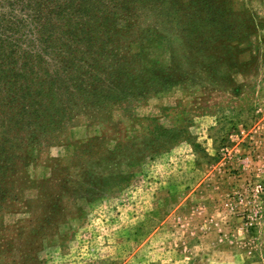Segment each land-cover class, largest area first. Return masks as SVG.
Instances as JSON below:
<instances>
[{
  "label": "rangeland",
  "instance_id": "rangeland-1",
  "mask_svg": "<svg viewBox=\"0 0 264 264\" xmlns=\"http://www.w3.org/2000/svg\"><path fill=\"white\" fill-rule=\"evenodd\" d=\"M97 1L0 0V264H264V0Z\"/></svg>",
  "mask_w": 264,
  "mask_h": 264
},
{
  "label": "trees",
  "instance_id": "trees-1",
  "mask_svg": "<svg viewBox=\"0 0 264 264\" xmlns=\"http://www.w3.org/2000/svg\"><path fill=\"white\" fill-rule=\"evenodd\" d=\"M101 1H103V0H101ZM147 1V0H146ZM162 1V0H161ZM168 2H167V4L170 2L169 0H167ZM173 1V0H172ZM209 0H199V2H202V3H204V7H205V12H206V16H207V22L208 23H211L212 22V19H214L212 16H213V14H216V15H219L218 14V12H216V11H214L213 10V8L209 5V2H208ZM86 2H88V6H86L87 7V9H91V10H93V9H98V10H101V7H99L98 6V1L96 0V1H93V2H91V1H89V0H86ZM195 3H197V2H195ZM174 6H175V4H170V7H171V9L173 10V8H174ZM186 11H188L189 10V7L187 6L186 8ZM102 11H104V9L102 10ZM226 13H220V14H223V15H231L232 13H231V11H228V10H226L225 11ZM183 13V12H182ZM185 14H187V15H189L190 13L189 12H187V13H185ZM178 14H177V11H176V13H175V15H174V17L176 16V18H174L173 20L171 19V18H173V16L171 17H169V15L168 14H166V20H164V22L161 24V26H162V28H163V32H167L170 28H173V27H176V28H179V30H178V32H181V33H183V32H193V31H197V30H199V28H200V26H198V19L196 18V20L192 17L191 19H189L188 18V20L187 19H184L183 20V18L182 17H180V16H182L181 14H179L178 16H177ZM165 16V15H164ZM209 17H212V18H209ZM209 18V19H208ZM170 26V27H169ZM173 26V27H172ZM6 29H7V26H5L3 23H2V21H0V31H6ZM223 29L224 28H222V33H220V35H218V36H213V37H215V40H217V39H222V40H224L225 39V41H227V42H230V41H232L233 40V38H232V36L231 37H229V33H227V31H223ZM167 30V31H166ZM225 30V29H224ZM195 37V36H194ZM211 39V37H206V39L204 40V41H209ZM31 73V72H30ZM123 76V81H126V82H128V79H125V76H126V74H121V75H119V79L121 80V78L120 77H122ZM37 78V77H36ZM36 78L34 79V78H32V80H36ZM122 80H121V82H122ZM123 83V82H122ZM66 92V91H65ZM70 98H77V97H89V95H88V93H87V90L85 89V87L83 86V85H76L75 86V88H71L70 89ZM109 95H112V96H114L115 97V95H113V93H108ZM106 94L105 95H103V93L102 92H99V99H97V101L96 102H98V104H102L103 102H104V99H106ZM78 99V98H77ZM73 103L74 104H77L78 105V102L76 101V102H74L73 101ZM55 109L57 110V111H60L61 109H59V107H58V105H56L55 106ZM48 122L51 124V123H53V121L51 120V119H48ZM114 149V148H113ZM112 149V151H114ZM12 162V161H11ZM11 164V163H10ZM4 174V173H3ZM0 190H1V187H0ZM7 193L6 192H4L3 191V194L2 195H0V207H2V204H4V202H5V200L7 199ZM0 209H2V208H0Z\"/></svg>",
  "mask_w": 264,
  "mask_h": 264
},
{
  "label": "built area",
  "instance_id": "built-area-1",
  "mask_svg": "<svg viewBox=\"0 0 264 264\" xmlns=\"http://www.w3.org/2000/svg\"><path fill=\"white\" fill-rule=\"evenodd\" d=\"M260 189L258 187L255 188L254 196L256 199H253L254 202H257L256 208L252 212H244L243 218H245L244 227L245 229H249V227H252L254 224V220L256 219L258 213H259V204H260ZM242 197H238L236 203H242L243 202ZM224 207L227 209L228 213L232 214L236 211V208L234 207L233 203L231 201H225L223 204Z\"/></svg>",
  "mask_w": 264,
  "mask_h": 264
}]
</instances>
